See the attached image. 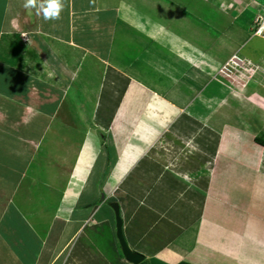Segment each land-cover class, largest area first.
I'll list each match as a JSON object with an SVG mask.
<instances>
[{"label":"crops","instance_id":"crops-1","mask_svg":"<svg viewBox=\"0 0 264 264\" xmlns=\"http://www.w3.org/2000/svg\"><path fill=\"white\" fill-rule=\"evenodd\" d=\"M0 1V264H131L115 226L79 233V223L71 232L77 219L44 201L51 186L34 199V183H25L40 150L52 147L59 113L71 111V84L110 134L103 183L123 191L113 201L140 264H264V147L245 123L201 115L215 108L211 84L231 42L169 0H129L136 13L126 0H62L56 20L25 0ZM257 58L264 65V50ZM85 81L97 82L95 100ZM88 149L96 146L82 143L78 178Z\"/></svg>","mask_w":264,"mask_h":264},{"label":"rangeland","instance_id":"rangeland-1","mask_svg":"<svg viewBox=\"0 0 264 264\" xmlns=\"http://www.w3.org/2000/svg\"><path fill=\"white\" fill-rule=\"evenodd\" d=\"M252 1L256 2L255 7L246 4L244 0H169L188 16L191 23L199 25L217 41H224L227 44L231 42L232 45L231 54L221 65H217L214 72L215 78H219V81L217 84L213 82L211 86L214 85L217 93L213 95L209 93L208 100L210 105L215 104V108L201 115L212 114L215 115L214 118L223 122L230 121L232 124L245 123L243 125L249 130L250 135L258 136L264 135V97L262 98L257 91L263 89L264 82V65L257 63V54L264 50V36L256 35L254 32L259 24L258 17L264 14V0ZM2 4L3 1H0V9L3 8ZM125 4L133 8L134 12L141 10L135 1L126 0ZM23 34L25 33H19L18 36L24 44H27L28 37ZM85 83L91 91L93 89L88 98L95 100L97 82L91 84L90 81H85ZM103 87L101 82L99 101L101 98L102 101L107 98L102 91ZM70 90L65 104L70 105L71 111L63 110L59 113L64 121L56 126L55 136L49 142L52 147L40 150L39 159L32 166L33 174L29 173L30 176L33 175V180L25 177V183L28 187L34 183L33 187L30 186L34 189L31 191L34 192V199L36 196L43 199V195L47 194L44 193L45 189L48 185L51 186L52 192L44 201H47V206L55 201L52 205L53 210L60 217L70 214L72 222L77 219L75 220L78 221L75 222L77 225L70 222L71 232L76 231L79 223H82L81 227L79 226V233L83 230L89 232L90 229L98 232L97 228L100 226L103 232L106 231L105 226L108 225L110 228L115 226L114 212L110 206L111 203H116L113 199L124 198L123 191H114L111 189L112 186L103 183L107 180L109 171L108 164L104 167L105 155L101 150L106 136L110 134L104 128L106 133L103 132L102 127L98 129L100 126L95 122L96 120H93L92 112L83 97L75 93L73 84L70 85ZM219 91L223 92L222 96H219ZM206 99L204 101L208 102ZM216 104L220 105L219 107L224 104L226 106L221 116H219L221 109ZM82 143L84 147L86 143L90 146L93 144L96 149H88L86 167L82 168L84 173L78 178L76 168L79 166V157L82 154L80 150ZM68 184L70 186H66ZM62 188L66 189L64 198ZM55 226H59L58 221Z\"/></svg>","mask_w":264,"mask_h":264},{"label":"clouds","instance_id":"clouds-1","mask_svg":"<svg viewBox=\"0 0 264 264\" xmlns=\"http://www.w3.org/2000/svg\"><path fill=\"white\" fill-rule=\"evenodd\" d=\"M24 7L35 9L38 15L42 12L44 20H56L60 18L63 3L62 0H44L42 3L39 0H25Z\"/></svg>","mask_w":264,"mask_h":264},{"label":"water","instance_id":"water-1","mask_svg":"<svg viewBox=\"0 0 264 264\" xmlns=\"http://www.w3.org/2000/svg\"><path fill=\"white\" fill-rule=\"evenodd\" d=\"M111 208L114 212L115 217V228H116V237L120 245V249L123 257L130 262L131 264H140L144 257L138 252L132 251L130 247L125 242V239L122 234V221L119 214V206L117 203H111Z\"/></svg>","mask_w":264,"mask_h":264},{"label":"built area","instance_id":"built-area-1","mask_svg":"<svg viewBox=\"0 0 264 264\" xmlns=\"http://www.w3.org/2000/svg\"><path fill=\"white\" fill-rule=\"evenodd\" d=\"M263 12H264V8H263ZM257 20H259V24L254 33L256 35L264 36V14L262 16H259Z\"/></svg>","mask_w":264,"mask_h":264},{"label":"trees","instance_id":"trees-1","mask_svg":"<svg viewBox=\"0 0 264 264\" xmlns=\"http://www.w3.org/2000/svg\"><path fill=\"white\" fill-rule=\"evenodd\" d=\"M254 141H255V143L264 147V135L255 136ZM177 264H188V263L181 261V262H178Z\"/></svg>","mask_w":264,"mask_h":264}]
</instances>
